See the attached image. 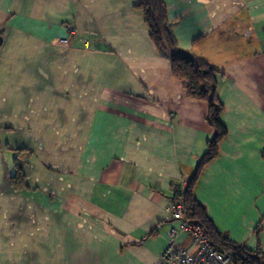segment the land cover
<instances>
[{
	"label": "crops",
	"instance_id": "1",
	"mask_svg": "<svg viewBox=\"0 0 264 264\" xmlns=\"http://www.w3.org/2000/svg\"><path fill=\"white\" fill-rule=\"evenodd\" d=\"M140 2L0 0V264H156L167 248L172 195L216 131ZM165 2L180 48L218 68L224 105L193 193L220 232L264 251V0ZM18 147L33 152L16 190Z\"/></svg>",
	"mask_w": 264,
	"mask_h": 264
},
{
	"label": "trees",
	"instance_id": "2",
	"mask_svg": "<svg viewBox=\"0 0 264 264\" xmlns=\"http://www.w3.org/2000/svg\"><path fill=\"white\" fill-rule=\"evenodd\" d=\"M139 7L143 9L150 36L158 51L172 61L175 77L186 81L187 95L202 99L209 103L208 123L215 128V135L208 141L206 153L198 161L195 172L183 188H178L172 200L182 199L185 215L188 220L201 224L208 233L214 246L228 248L238 253V258L246 264H264V251L260 246L249 248L246 244L231 239L220 232L207 213L205 204L200 202L193 193L203 166L219 153V143L227 132L220 115L224 105L218 97V68L208 62L199 61L180 48L174 33V22L169 18L165 0H141ZM1 40V39H0ZM0 41V48H1ZM14 168L10 173V183L14 189L28 188L26 169L30 164L32 149L18 147L13 150Z\"/></svg>",
	"mask_w": 264,
	"mask_h": 264
},
{
	"label": "built area",
	"instance_id": "3",
	"mask_svg": "<svg viewBox=\"0 0 264 264\" xmlns=\"http://www.w3.org/2000/svg\"><path fill=\"white\" fill-rule=\"evenodd\" d=\"M60 40L65 44L68 42L66 37ZM169 216L178 220L179 224L171 229L169 244L156 264H246L238 258L236 251L214 246L205 228L186 218L182 199L171 201ZM177 229L192 235L196 245L194 249L190 250L178 244Z\"/></svg>",
	"mask_w": 264,
	"mask_h": 264
},
{
	"label": "rangeland",
	"instance_id": "4",
	"mask_svg": "<svg viewBox=\"0 0 264 264\" xmlns=\"http://www.w3.org/2000/svg\"><path fill=\"white\" fill-rule=\"evenodd\" d=\"M27 175V174H26Z\"/></svg>",
	"mask_w": 264,
	"mask_h": 264
}]
</instances>
